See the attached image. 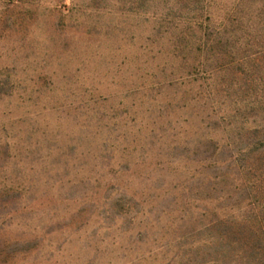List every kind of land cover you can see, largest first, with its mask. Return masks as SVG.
<instances>
[{"label":"rangeland","instance_id":"rangeland-1","mask_svg":"<svg viewBox=\"0 0 264 264\" xmlns=\"http://www.w3.org/2000/svg\"><path fill=\"white\" fill-rule=\"evenodd\" d=\"M0 264H264V0H0Z\"/></svg>","mask_w":264,"mask_h":264},{"label":"trees","instance_id":"trees-1","mask_svg":"<svg viewBox=\"0 0 264 264\" xmlns=\"http://www.w3.org/2000/svg\"><path fill=\"white\" fill-rule=\"evenodd\" d=\"M255 104H256V101L253 103H249L248 105H246L247 107H244L242 109L243 110H250L251 112H249V113H253L255 118H256L257 116L255 114V111H256L255 110ZM248 116L249 115L244 116V119L242 122H236L235 121L234 123L230 124L231 127H230L229 131H227V132H229V135H230V133H232L231 136H229L231 139H235L234 136H236V137L240 136L241 129H243V124H245L246 122H248V120H250V118ZM257 120H258L257 118L255 120H253V124H256ZM258 127H259L258 125H255L254 129H258ZM259 144L262 145L263 143H259Z\"/></svg>","mask_w":264,"mask_h":264}]
</instances>
